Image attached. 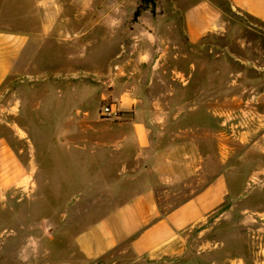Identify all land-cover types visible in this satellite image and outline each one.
I'll return each mask as SVG.
<instances>
[{
	"label": "rangeland",
	"instance_id": "rangeland-1",
	"mask_svg": "<svg viewBox=\"0 0 264 264\" xmlns=\"http://www.w3.org/2000/svg\"><path fill=\"white\" fill-rule=\"evenodd\" d=\"M218 1L222 28L186 43L177 56H163L158 82L124 85L139 87L144 108L171 114L153 125L154 147L184 145L199 152L195 165H203L179 169L181 180L160 184L161 207L181 203L215 175L221 176L217 194L228 191L225 200L144 257L123 244L85 263L75 235L135 194L141 177L137 168L117 167L119 158L110 157L108 148L92 152L90 142L89 148L81 139L67 144L72 136L65 135L69 128H100L92 122L123 114L116 96L124 85L114 79L121 37L127 47L136 46L170 9L144 0H0V24L39 31L23 72L0 87V141L13 146L31 173L28 184L0 189V264H264V23ZM45 20H53V28L46 30ZM154 25L166 29L165 20ZM125 58L127 75L154 77L152 61ZM107 105L116 113L104 114ZM74 111L87 115L68 119Z\"/></svg>",
	"mask_w": 264,
	"mask_h": 264
},
{
	"label": "crops",
	"instance_id": "crops-1",
	"mask_svg": "<svg viewBox=\"0 0 264 264\" xmlns=\"http://www.w3.org/2000/svg\"><path fill=\"white\" fill-rule=\"evenodd\" d=\"M42 1L37 0V4H43ZM225 2L230 9L250 15L264 23V0H225ZM154 4L170 9L169 15L166 19L156 18L151 23L153 27L150 26L154 32L149 31L147 37H141L134 47H127L125 39L121 37L116 54L119 60H115L118 71L114 75L118 86L124 85L127 81L140 79L149 81L150 85L153 84L160 80L156 76L159 61L163 56L167 54L177 56L186 43H197L209 32L223 27L224 11L218 0H157ZM85 8L86 16L88 6ZM91 19L93 20L92 17ZM159 19L165 20L164 31H159L154 25ZM82 20L83 18H80L81 22ZM49 21L43 22L46 30L54 26V21L52 20L51 24ZM38 33L37 29L30 31L29 28L15 26L12 22L0 24V87L11 75H19L23 72L24 56L31 43L37 40ZM126 56H138L142 63L152 61L151 73L153 74L151 75L154 77L143 76V78L135 79L132 75H127ZM70 70L76 72L77 69L71 67ZM60 71L65 70L59 69L58 72ZM76 87L77 85L74 88ZM123 87L116 96L122 115L116 119L98 118L92 123H100L101 127L87 128L84 133H75L72 128H69L65 135L72 136L67 144L76 142L73 138L81 139L84 143L82 147L89 148L87 143L90 142V145H94L92 152L99 146L108 148L107 153L110 157L119 158L117 167L137 168L136 176L141 177L138 181L141 182V187L135 194L75 235V244L85 263L98 261L123 244H127L137 258L170 245L185 229L216 211L228 193L224 188L223 193L217 194L216 186L221 176L215 175L207 186L187 196L181 203L168 210L161 207L160 184L181 180L183 176L179 174V169L188 171L191 166H195V169L203 167L200 164L195 165L199 152L193 150L191 153L184 145L175 143L166 145L163 150L156 149L153 141V125L164 118L169 119L170 112L144 108L139 87L137 85L131 89L126 88L125 85ZM72 92L70 91L69 94L72 95ZM59 95L62 96L61 90ZM174 114L173 118L184 116L180 115L181 113ZM79 115L86 117L87 114L74 111L67 118L77 120ZM47 132H49L47 129L41 131L45 140L51 137ZM28 133L29 136L32 135L30 131ZM126 140L128 142L130 140V143L126 144ZM112 144L116 147H112ZM78 147L82 149L81 145ZM134 161H138L139 164H131ZM28 168L8 141L5 143L0 141L1 190L28 184L31 178ZM163 169L166 171H161ZM120 172L119 174L123 175L125 171Z\"/></svg>",
	"mask_w": 264,
	"mask_h": 264
},
{
	"label": "built area",
	"instance_id": "built-area-1",
	"mask_svg": "<svg viewBox=\"0 0 264 264\" xmlns=\"http://www.w3.org/2000/svg\"><path fill=\"white\" fill-rule=\"evenodd\" d=\"M104 114L111 116L112 114L116 113L113 105H107L104 107Z\"/></svg>",
	"mask_w": 264,
	"mask_h": 264
},
{
	"label": "trees",
	"instance_id": "trees-1",
	"mask_svg": "<svg viewBox=\"0 0 264 264\" xmlns=\"http://www.w3.org/2000/svg\"><path fill=\"white\" fill-rule=\"evenodd\" d=\"M144 1H147V2H152V3H154V2H155V0H144ZM138 14H139V9H137V10H136V13H135V15H136V16H138Z\"/></svg>",
	"mask_w": 264,
	"mask_h": 264
}]
</instances>
